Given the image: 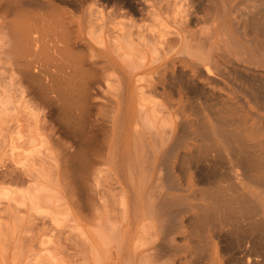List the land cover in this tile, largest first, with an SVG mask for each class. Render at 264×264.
Wrapping results in <instances>:
<instances>
[{"label": "bare ground", "instance_id": "obj_1", "mask_svg": "<svg viewBox=\"0 0 264 264\" xmlns=\"http://www.w3.org/2000/svg\"><path fill=\"white\" fill-rule=\"evenodd\" d=\"M82 1L0 0L3 62L61 173L82 193L112 178L151 263L262 264L264 0Z\"/></svg>", "mask_w": 264, "mask_h": 264}, {"label": "rangeland", "instance_id": "obj_2", "mask_svg": "<svg viewBox=\"0 0 264 264\" xmlns=\"http://www.w3.org/2000/svg\"><path fill=\"white\" fill-rule=\"evenodd\" d=\"M93 1L103 2H82L85 6ZM1 45L0 32V50ZM2 58L0 51V264H153L152 255L146 253L150 241L145 244L146 237L141 238L143 249L128 238L126 229L121 230L126 227L119 219L118 190L112 178L106 175L95 180L97 183L92 180L89 190L82 193L80 185L75 184L77 179L61 173L64 164L49 139L46 112L37 108L27 90L8 73ZM214 117L210 114L207 118L210 124H215ZM169 164L172 179L176 180L177 160L172 158ZM214 186L210 183L199 189L213 190ZM83 204L89 205L86 214ZM114 223L117 226L112 228ZM96 225L101 226L102 236ZM136 247L140 248L136 251L138 257L131 254ZM261 256L263 259L257 261L264 264ZM233 257L237 256L228 254L226 263L233 264ZM173 258L170 255L164 260L168 263ZM154 260L156 263V257Z\"/></svg>", "mask_w": 264, "mask_h": 264}]
</instances>
